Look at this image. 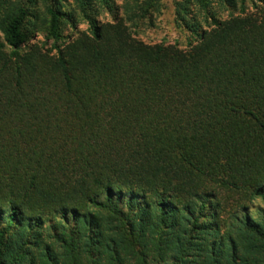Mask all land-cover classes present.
Wrapping results in <instances>:
<instances>
[{
    "label": "trees",
    "instance_id": "trees-1",
    "mask_svg": "<svg viewBox=\"0 0 264 264\" xmlns=\"http://www.w3.org/2000/svg\"><path fill=\"white\" fill-rule=\"evenodd\" d=\"M173 5L0 0V264H264V0Z\"/></svg>",
    "mask_w": 264,
    "mask_h": 264
},
{
    "label": "rangeland",
    "instance_id": "rangeland-1",
    "mask_svg": "<svg viewBox=\"0 0 264 264\" xmlns=\"http://www.w3.org/2000/svg\"><path fill=\"white\" fill-rule=\"evenodd\" d=\"M120 3L121 0H116ZM174 0H162V10L156 14L152 22H146L138 30V36L146 42H162L177 44L180 47H187L190 42V34L176 26L174 22ZM226 15V14H225ZM102 19L110 20L111 15L104 13ZM82 29L86 24H79Z\"/></svg>",
    "mask_w": 264,
    "mask_h": 264
}]
</instances>
